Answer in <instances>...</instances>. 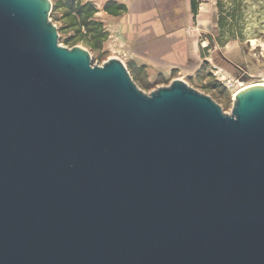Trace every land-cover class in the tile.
Here are the masks:
<instances>
[{
  "label": "water",
  "instance_id": "water-1",
  "mask_svg": "<svg viewBox=\"0 0 264 264\" xmlns=\"http://www.w3.org/2000/svg\"><path fill=\"white\" fill-rule=\"evenodd\" d=\"M51 12L0 0V264H264V86L146 94Z\"/></svg>",
  "mask_w": 264,
  "mask_h": 264
},
{
  "label": "rangeland",
  "instance_id": "rangeland-1",
  "mask_svg": "<svg viewBox=\"0 0 264 264\" xmlns=\"http://www.w3.org/2000/svg\"><path fill=\"white\" fill-rule=\"evenodd\" d=\"M68 1L51 0L54 12H51L50 18L58 28L60 44L67 48L84 47L89 51L94 65H103L113 57L124 59L133 80L146 94L180 79L199 92L211 96L225 113L232 114L235 97L233 91L225 86L226 79L243 87L264 83V0L243 1L237 29L229 39H226L228 36L221 37L219 33L218 10L212 0L206 1L200 10L201 16L197 18L187 11L185 0H179V9L183 14L179 25L186 26L177 43L181 49L179 56L165 57L161 51L153 57L154 62L160 64L176 61L177 68L169 67L159 72L151 71L149 65L137 67L130 60L131 52L126 45H117L113 38L109 40V32L100 48L82 40V36H76L75 29L70 28L71 19L65 18ZM87 2L97 5L96 0H79L81 4ZM223 2L225 7H230V0ZM205 14L207 16L203 17ZM70 37L75 39L69 41ZM188 45L192 48L191 53L187 50Z\"/></svg>",
  "mask_w": 264,
  "mask_h": 264
},
{
  "label": "crops",
  "instance_id": "crops-1",
  "mask_svg": "<svg viewBox=\"0 0 264 264\" xmlns=\"http://www.w3.org/2000/svg\"><path fill=\"white\" fill-rule=\"evenodd\" d=\"M117 2L127 7L119 15H111L103 10L108 2ZM209 0H199V14L203 5ZM217 8V0H212ZM100 11L97 19L105 23L110 33L109 40L114 39L117 45H126L131 52L130 60L137 67L149 65L151 71H164L175 68L176 61H167L164 64L155 63L153 57L163 51L165 57L179 56L180 46L178 39L186 26L179 25L183 20L180 12L179 0H96ZM187 11L192 13L191 0H185ZM205 14L203 17H206ZM188 52L192 48L188 45ZM123 62L124 59L120 58ZM173 62V63H171ZM177 68V66H176Z\"/></svg>",
  "mask_w": 264,
  "mask_h": 264
},
{
  "label": "trees",
  "instance_id": "trees-1",
  "mask_svg": "<svg viewBox=\"0 0 264 264\" xmlns=\"http://www.w3.org/2000/svg\"><path fill=\"white\" fill-rule=\"evenodd\" d=\"M244 0H230V7H225L223 0H217L218 10V29L221 37L229 39L238 26L239 17L243 8ZM199 0H191V9L194 18L199 14ZM65 18L71 19L70 25L77 32L76 36H82L95 48L102 47L107 40L109 33L105 24L97 19L96 14L100 11L95 3H79V0H70L66 6ZM103 10L111 15H119L127 10L124 4L117 2H108L104 5ZM75 38L70 37L69 41ZM140 69V68H139Z\"/></svg>",
  "mask_w": 264,
  "mask_h": 264
},
{
  "label": "built area",
  "instance_id": "built-area-1",
  "mask_svg": "<svg viewBox=\"0 0 264 264\" xmlns=\"http://www.w3.org/2000/svg\"><path fill=\"white\" fill-rule=\"evenodd\" d=\"M225 86L230 90L233 91V96L235 97L236 94L239 92V90L242 89L243 85H235L234 83H232V81L230 79H226L225 81Z\"/></svg>",
  "mask_w": 264,
  "mask_h": 264
},
{
  "label": "bare ground",
  "instance_id": "bare-ground-1",
  "mask_svg": "<svg viewBox=\"0 0 264 264\" xmlns=\"http://www.w3.org/2000/svg\"><path fill=\"white\" fill-rule=\"evenodd\" d=\"M256 85H263V86H264V83H262V84H251V85H247V86H244L242 89H246V88H248V87L256 86ZM242 89H241V90H242ZM241 90H239V91H241Z\"/></svg>",
  "mask_w": 264,
  "mask_h": 264
}]
</instances>
